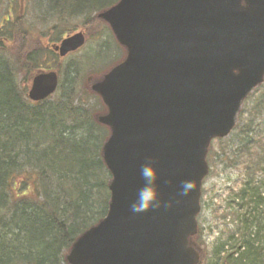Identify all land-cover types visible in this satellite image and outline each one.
Segmentation results:
<instances>
[{
	"label": "water",
	"instance_id": "95a60500",
	"mask_svg": "<svg viewBox=\"0 0 264 264\" xmlns=\"http://www.w3.org/2000/svg\"><path fill=\"white\" fill-rule=\"evenodd\" d=\"M120 0L100 14L126 59L92 90L108 108L103 158L112 175L107 216L67 254L69 264H200L190 239L198 232L201 188L215 138L228 136L247 97L264 82V0ZM83 33L55 49H81ZM56 72L33 78L34 102L53 95ZM158 161L165 201L182 180L195 191L170 209L134 213L140 166Z\"/></svg>",
	"mask_w": 264,
	"mask_h": 264
},
{
	"label": "trees",
	"instance_id": "16d2710c",
	"mask_svg": "<svg viewBox=\"0 0 264 264\" xmlns=\"http://www.w3.org/2000/svg\"><path fill=\"white\" fill-rule=\"evenodd\" d=\"M119 1L48 0L63 27L78 14L85 27L101 22L102 39L107 40L109 34L122 49V59L108 69L125 59L126 49L99 15ZM13 25L10 20L2 26V37H23L17 29L20 25L11 30ZM106 40L109 48L112 45ZM14 50L15 63L3 53L0 41V264H68L66 256L79 236L108 213L111 175L102 149L110 130L92 116L94 106L104 112L107 109L89 87L95 103L91 104L92 99L73 100V64L65 67L67 82L60 80L53 96L31 101L29 82L23 84L19 74L46 69L59 56L49 47L36 50L19 41ZM65 87L67 91L59 96ZM252 185L247 182L237 193L243 210L226 214L233 230L227 223L222 225L221 236L208 249L203 264H264V186Z\"/></svg>",
	"mask_w": 264,
	"mask_h": 264
},
{
	"label": "rangeland",
	"instance_id": "374dc122",
	"mask_svg": "<svg viewBox=\"0 0 264 264\" xmlns=\"http://www.w3.org/2000/svg\"><path fill=\"white\" fill-rule=\"evenodd\" d=\"M68 19L63 27L58 21L54 4H50L48 0H0V30L11 20L14 24L11 30L18 23L20 26L17 29L23 35L19 38L9 35L2 37L0 33L3 53L15 63L17 55L14 48L17 41L23 45L30 43L36 50L45 47L53 49L54 44L61 43L60 38L83 33L86 38L85 45L66 58L59 57L58 60L53 57L45 71H49V68L54 70L66 84L68 71L65 67H72V64L73 67L76 66L72 98L74 101L92 99L93 104L95 98L91 89L88 92V87H93L110 70L109 67L122 59H119L122 49L109 34L106 35L107 40L102 39L100 21L96 20V25L85 27L84 18L80 14L76 18ZM105 40L112 46L105 47ZM22 60L25 61V58ZM36 73L29 74L22 70L19 74L23 84L28 80V91ZM65 91L67 87L63 88V92L59 91L58 95L61 96ZM240 112L235 131L223 140H215L209 152L210 174L203 185L204 210L200 217L203 236L201 234L202 238H198L209 250L221 236L220 228L228 221L225 220L226 214L238 210L235 203L237 193L240 194L249 181L255 188L264 186V85L244 102ZM102 114H105L102 107L94 106L92 116L97 119ZM231 224L232 220L228 222L227 228L232 231Z\"/></svg>",
	"mask_w": 264,
	"mask_h": 264
},
{
	"label": "clouds",
	"instance_id": "9594fccd",
	"mask_svg": "<svg viewBox=\"0 0 264 264\" xmlns=\"http://www.w3.org/2000/svg\"><path fill=\"white\" fill-rule=\"evenodd\" d=\"M157 159L149 157L147 162L143 163L139 169V175L143 181L141 187L137 189L136 198L132 201L131 211L137 214L148 211L159 210L161 208L167 210L173 207L174 204L180 202V197H187L195 191L194 181L182 180L179 183V190L176 193V199L167 201L161 198L159 187V171L157 168Z\"/></svg>",
	"mask_w": 264,
	"mask_h": 264
},
{
	"label": "flooded vegetation",
	"instance_id": "af4514ba",
	"mask_svg": "<svg viewBox=\"0 0 264 264\" xmlns=\"http://www.w3.org/2000/svg\"><path fill=\"white\" fill-rule=\"evenodd\" d=\"M240 5L242 6V7H246V2L244 1V0H242L241 1V3H240ZM261 198H263V197H261ZM251 209H252V207H250V211H251ZM203 243H201L200 245H198L199 247H200V250L202 251L203 250V252L204 253H208V247H206L204 244L202 245Z\"/></svg>",
	"mask_w": 264,
	"mask_h": 264
}]
</instances>
